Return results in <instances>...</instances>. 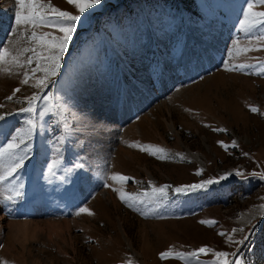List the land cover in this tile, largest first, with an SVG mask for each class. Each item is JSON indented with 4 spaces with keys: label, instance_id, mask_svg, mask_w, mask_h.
<instances>
[{
    "label": "rangeland",
    "instance_id": "rangeland-1",
    "mask_svg": "<svg viewBox=\"0 0 264 264\" xmlns=\"http://www.w3.org/2000/svg\"><path fill=\"white\" fill-rule=\"evenodd\" d=\"M50 2L77 13L67 0ZM248 2L101 0L83 14L58 75L37 102V129L21 145L31 147L24 166L0 184V264H185L160 254L200 247L234 253V264H264V180L252 175L264 172V75L256 74L264 48L236 51L250 42L260 47L254 37L261 29L245 35L240 28ZM16 10V0H0V51L28 46L23 28L13 35ZM37 31L62 35L55 28ZM240 63L257 68L225 69ZM0 67H11L0 70L3 148L28 127L33 116L20 109L39 90L34 81L22 83L28 68ZM133 143L159 145L170 158L157 159ZM53 159L55 175L48 172ZM227 172L233 175L203 189L175 191ZM112 173L132 178L126 192L169 185L167 199L130 208L113 190L121 185L109 179ZM20 185L23 194L15 197ZM85 207L94 215L80 213Z\"/></svg>",
    "mask_w": 264,
    "mask_h": 264
},
{
    "label": "snow or ice",
    "instance_id": "snow-or-ice-1",
    "mask_svg": "<svg viewBox=\"0 0 264 264\" xmlns=\"http://www.w3.org/2000/svg\"><path fill=\"white\" fill-rule=\"evenodd\" d=\"M67 2L77 9V13L61 10L51 4L50 0L46 3L45 0H16L17 10L15 12V24L17 25V31H14L13 35L19 34V29H24V39L28 46L17 48L14 52L10 51L9 48H3L0 51V66L9 65L18 68H28V71L23 72L22 83L28 85L30 81L32 87L38 89L39 91L32 96L26 97L27 107L20 109L21 112L29 113L33 116L27 120L28 127L26 129H21L17 133V136L7 143L3 148H0V184L8 181L10 178L14 177L15 174L24 166L27 154L31 151V147L28 146L24 149L21 145H26L28 141L33 138V135L37 129V122L34 119L35 113L37 111V102L42 99L41 93L48 89L50 85L53 84V78L56 77L61 68V64L65 53L68 52L69 45L72 42L73 34L76 32L78 23L81 21L83 14L89 9L94 8V6L101 3V0H67ZM257 5H264V0H249L246 7L243 10V19L240 21V28L248 35L256 29H261V34L254 37V40L260 47L250 46L245 48H236L239 52H251L260 51L264 48V11H257ZM43 28H55L62 35H54L51 32L37 31V29ZM28 29H31L29 32ZM19 44V41H16ZM235 45H239V41L234 42ZM231 55V53H230ZM35 64V67L32 65ZM248 68H257L256 65L248 63L233 64L231 67L225 64V69L227 71H244ZM0 70L5 72H11V67L3 68ZM39 72L42 75L36 76ZM257 75H264V63L258 66L256 71ZM20 92V88H16L13 92ZM13 96L7 97L8 100H12ZM46 99V104H52L51 97H44ZM2 107V105H0ZM48 110H51L49 107ZM250 110L254 113L259 112V109L254 106H250ZM4 119L0 116V120ZM216 131H226V129H215ZM225 149L227 145L222 144ZM233 147H238V145L233 141ZM130 147H139L141 151L147 152L152 156H155L160 160H167L170 158V154L166 149L160 147L159 145L146 144L142 145L139 143H133ZM23 153V154H21ZM248 155L247 153H244ZM183 159L182 154H176ZM58 160L53 159L48 166V172L51 175L56 174V169H58ZM76 168H83V164H76ZM72 169H66V172H71ZM202 169L197 172V175L202 173ZM233 173L227 172L219 177L204 180L199 184L182 185L177 187L175 191L177 193L192 192L203 189L208 185L216 184L221 181L227 180L231 177ZM236 176L243 177L244 173L237 170L235 172ZM252 175H258L261 180H264V172L252 173ZM64 179L63 176L60 177ZM114 182L119 183L120 187H115L113 190L119 195V199L130 208H134L140 211V205L144 204L146 200H165L168 196L169 185H163L157 187L152 185L150 192L144 193H133L126 192L123 190V185L127 183L131 177L122 175L120 173H112L109 177ZM111 187V185H107ZM22 185L19 188L14 189L15 197L21 196L23 193ZM8 200L14 199L13 196H8ZM80 213H87L88 215H94V213L88 208H81ZM80 213H77L78 215ZM201 224H207L208 226H213L216 222L214 220H201ZM233 233L237 229L232 230ZM243 231V229H240ZM224 236L225 233H219ZM228 241L232 243L242 244L244 241H234L232 235H228ZM212 252L216 257L215 260L210 262L200 261L199 257L201 254H207ZM161 259L177 258L185 261V264H234V260L230 257H234V253H229L225 251H214L213 249L207 247H200L191 252H176L173 253L172 249L164 251L160 254ZM128 264H132V261H128Z\"/></svg>",
    "mask_w": 264,
    "mask_h": 264
},
{
    "label": "bare ground",
    "instance_id": "bare-ground-1",
    "mask_svg": "<svg viewBox=\"0 0 264 264\" xmlns=\"http://www.w3.org/2000/svg\"><path fill=\"white\" fill-rule=\"evenodd\" d=\"M197 32H198V30H197ZM191 35H192V34H191ZM195 45H196V44H195ZM210 47H211V46H210ZM202 51H203V50H202ZM207 53H208V52H207ZM208 54H209V53H208ZM193 59H194V58H193ZM194 60H195V59H194ZM188 61H189V60H188ZM121 82H122V81H121ZM122 83H123V82H122ZM121 85H122V84H121ZM124 89H125V88H124ZM124 89H123V90H124ZM125 99H126V98H125ZM117 101H118V100H116L114 103L117 104ZM121 107H122V106L120 105V106L117 108V110L122 112L123 110L121 109ZM123 107H124V106H123ZM124 113H125V112H123V114H124ZM120 114H121V113H120ZM123 116H124V115H123ZM24 222L26 223V221H24ZM20 223H21V222H19L18 224H20ZM16 225H17V224H16ZM21 225H22V224H21ZM25 228H26V227H25ZM19 231H20V230H19Z\"/></svg>",
    "mask_w": 264,
    "mask_h": 264
}]
</instances>
